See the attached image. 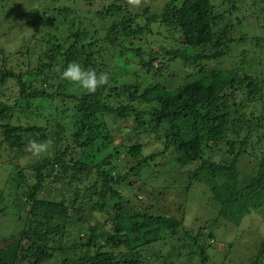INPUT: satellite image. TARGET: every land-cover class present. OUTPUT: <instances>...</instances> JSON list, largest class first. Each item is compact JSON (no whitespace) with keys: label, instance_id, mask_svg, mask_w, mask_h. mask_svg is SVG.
<instances>
[{"label":"trees","instance_id":"trees-1","mask_svg":"<svg viewBox=\"0 0 264 264\" xmlns=\"http://www.w3.org/2000/svg\"><path fill=\"white\" fill-rule=\"evenodd\" d=\"M6 1L0 0V5ZM131 1L84 0V9L43 7L38 17L23 15L30 19L28 29L34 33L38 21L49 26L43 27L38 40L34 37V47L5 50L0 44L1 143L22 158L33 155L27 149L29 141L50 142L48 152L32 158V178L26 177L23 183L25 174L20 169L19 178H11L9 188L0 187V236L13 243L0 246V264H159L163 250L154 249L166 241L189 245L191 253L202 257L201 264H209L207 247L211 243L203 241L206 226L195 233L184 225V218L154 214L133 202L138 198L134 180L162 173L158 157L174 148L180 153L176 160L180 165L172 168L180 166L187 174L183 170L171 173L167 181L172 184L158 186L157 192L171 190L186 175L190 184H202L217 205L211 225L223 221L240 226L245 216L264 204V151L258 150L264 144V78L233 67L200 70L203 74L198 77L191 72L185 79L170 75L165 83L156 80L164 76L170 63V68L182 61L195 69L224 58L226 49L236 42L235 29L251 22L238 12L259 7L257 12L264 13V0H223L222 9L216 0H167L160 12H153L144 0ZM162 27L181 32L183 47L167 49L165 61L152 51L148 61L140 42L147 33L155 34ZM36 51L37 66L33 68L31 58ZM18 55L19 60L8 68V59L14 61ZM136 57L141 60L137 62ZM155 59L159 60L157 66L152 65ZM72 62L106 76V82L95 92L77 84L68 94L65 90L70 81L62 80V90L50 93L54 81L61 78L59 72ZM134 67L148 75L145 85L138 78L123 83ZM13 80L22 95L15 105L4 98V88ZM56 98L60 100L53 108ZM37 99L55 109V119L46 120L52 123V130L49 124L14 122L16 109L26 113ZM71 105L75 106L74 115H69ZM249 107L260 108V114L256 116L255 109L247 113ZM39 116H44L43 110ZM69 118L73 130L67 135ZM109 119L128 122L127 137L148 136L162 144V150L146 154V143H115ZM28 133L32 135L26 137ZM224 144L235 154L230 162H218L210 154L221 152ZM123 148H128L130 155L126 163H134L124 173ZM83 153L89 155L88 160L77 159ZM245 154L258 159L251 173L240 169ZM152 180L145 189L140 187L146 194L156 187ZM49 188L61 189V193L49 197ZM145 251L150 254L146 256ZM181 254L179 251L174 258ZM263 255L264 241L250 264H260ZM166 257L165 264H175Z\"/></svg>","mask_w":264,"mask_h":264},{"label":"rangeland","instance_id":"rangeland-1","mask_svg":"<svg viewBox=\"0 0 264 264\" xmlns=\"http://www.w3.org/2000/svg\"><path fill=\"white\" fill-rule=\"evenodd\" d=\"M131 1V0H129ZM167 0H144V5H151L153 12H160V10L164 7ZM217 5L219 8L222 9L224 5L223 0H216ZM84 0H7L6 2H1L0 5V44L5 48V50H16L18 48L23 47L26 50L28 47H34L36 43V39L41 36V30L43 29L46 23H41L38 21L37 26H34L35 33L28 29L29 24L28 21L32 17H38V11L41 8H47L48 6L52 7H59V6H79V9H84ZM132 3V1H131ZM156 5H155V4ZM248 7L252 6V1H249ZM138 8H141L142 5H138ZM143 8V7H142ZM158 8V9H157ZM256 11L252 9H248L245 7L243 11H240L241 16H246L250 23H245L244 26L237 27L234 32V38L236 42H233L227 49L226 55L219 61H208L202 64L200 68H192L194 66H189V64L184 65L182 61L177 63V66L174 68H170L172 63L164 68V76L156 77V80L165 83L168 80V77L171 75L172 77L178 79L184 78L185 75L188 73L193 72L194 75L197 77L200 76V70H211L214 68L224 69V68H239L242 73H255L258 74L260 77L264 78V13H259L257 11L260 10L259 7H255ZM257 12V13H255ZM253 13V15H252ZM30 17V19H26L23 15ZM38 19V18H36ZM54 22V24H56ZM49 27V26H48ZM33 28V29H34ZM157 32L155 34L147 33L146 36L143 38L140 45H142L144 49V54L147 56L146 60L150 61L149 55L152 51H156L160 54V59L165 61L168 58V55L165 53L167 49L172 48H179L183 47L182 42V33L178 31L169 30L167 27H162L156 29ZM244 35L246 38H243ZM23 36H26L25 38ZM36 37V39H34ZM260 37V41L257 38ZM240 39L241 42H237ZM38 40V39H37ZM259 42L257 45L256 43ZM40 51V48H38ZM32 56V67L37 66V52ZM9 54V53H8ZM21 54V53H20ZM8 56V55H7ZM20 55L12 59H8L7 67L12 68V64H14L15 60H19ZM13 56H10V58ZM26 57V54H25ZM24 58V56H23ZM137 62L141 60V58L136 57ZM243 61V62H242ZM159 64V60L155 59L152 61L153 66H157ZM3 66V59L2 55L0 54V68ZM18 66V64H17ZM178 68V69H177ZM177 72V73H176ZM179 72V73H178ZM61 76V73L59 72ZM130 76H127L123 83L134 81L136 78L140 79L141 81L148 79V75H145V72L138 70L137 67L132 68L131 72H129ZM180 75V76H179ZM175 79V80H176ZM63 79L62 77L54 81V86L49 89V92L52 94H56L61 91V84ZM151 82V78L149 80ZM179 80H177L178 83ZM186 81H189L186 80ZM179 84L172 87H177ZM144 85L147 83L146 81L142 82ZM45 87L49 88V84L46 86L47 83H44ZM38 84L35 87H39ZM77 84L75 82H70V85L67 86L68 89L65 91L69 94L75 91ZM19 85L17 81L13 80L7 84L6 88H4V98L11 105H15L17 100L22 98V95L19 92ZM32 91V90H31ZM241 97V96H240ZM241 98H238L240 100ZM59 98L55 100L56 103L59 101ZM47 104V103H46ZM43 100L37 99L33 101V107L30 108L26 113H22L21 111L16 109V117L14 122L17 124H32V125H48L46 123L47 118L55 119V109L47 108ZM76 104V102H75ZM72 108L69 109V115H74L76 113L75 106L71 105ZM45 107L47 108L45 110ZM260 107V106H259ZM62 108V107H61ZM256 108V107H255ZM254 107H249L247 109V113H250L255 109ZM261 108V107H260ZM260 108L255 109V115L258 116L260 114ZM43 110L44 116H39V112ZM19 111V112H18ZM68 124H67V122ZM64 121L68 127H70L66 134L70 135L72 133L70 118ZM128 122L121 121L120 119L113 120L109 119L108 125L111 131L116 134V142L121 143L124 142L127 145L133 144L135 142L146 143L145 153H157L162 150V144L155 141V139H149L148 136L142 137H127L126 133H130L129 129H127L126 125ZM52 123L49 124L50 130ZM32 133H28L25 136L30 137ZM118 135V136H117ZM2 136L0 132V187L9 188L11 178H19L18 172L20 169L24 170L25 177L21 178V181L32 178L34 172L30 168V162H32V158L36 157L34 155H29L26 157H19L17 156L16 152L10 150L6 145L1 143ZM28 149V148H27ZM230 147L224 144L222 151L214 150L210 152L213 156L214 160L218 162L228 161L230 162L234 155L229 151ZM55 149H53L54 151ZM124 155L122 157V161L125 163L122 166L123 173L129 169V166H132V163H126V160L129 159L130 155L128 153V148H123ZM259 153L264 151V144L258 146ZM52 153H55V151ZM238 151V149H236ZM28 152V150H27ZM50 155H54V154ZM178 150L171 149L167 152L164 156L158 157L157 163L163 165L164 168L160 169L162 173H153L156 181V187L154 189L147 190L148 194L143 192L140 187H144L147 185V182H150L152 179L150 178H136L134 180V185L136 186L133 189H137L138 198L137 200L134 199L133 202L139 203V205H143V207H147L150 211L154 214L157 213H168L170 215H174L177 218H184V225L187 226L190 230H193L195 233L198 232L200 227L206 226V234L203 238V241L206 244H210V247H207L208 255L210 256L209 264H250L257 258V254L259 249L262 246V242L264 241V204L258 210L253 211L251 214L245 216L242 220L240 226H236L234 224H230L227 222L219 221L218 224L215 225L210 222V219L216 216L217 212V205L213 201V195L200 183H191L188 180L187 175L182 176L179 179V184H174L171 190L160 189L162 193L157 192L158 186H162L165 184H172L169 180L172 176L171 173H179L182 172V167L172 168L173 165H180L176 162L177 158L179 157ZM31 156V157H30ZM89 155L87 153L80 154L78 156V160H88ZM256 157V158H255ZM251 157L250 155L245 154L240 161V169L243 172L251 173L252 170L256 167L257 164V156ZM31 158V159H30ZM30 159V160H29ZM118 160H116L117 162ZM20 165L18 169L15 171V167ZM181 170V171H180ZM184 171V170H183ZM183 174H187L186 169ZM153 181V180H152ZM152 181L150 183H152ZM190 185V186H189ZM151 186V184H150ZM62 187V186H61ZM178 188V189H177ZM57 190V191H55ZM164 191V192H163ZM51 192L53 194H51ZM58 192L61 193V189H48V193L46 194L49 197H54V193ZM183 193L181 197L178 198L179 194ZM60 196V195H59ZM175 200V201H174ZM166 201V203H165ZM169 202V203H168ZM176 202V203H175ZM164 203L166 205H164ZM175 203V204H174ZM182 203L181 206L179 204ZM180 208V209H179ZM146 209V208H145ZM90 214V208L86 209V213ZM102 220V219H101ZM103 219L102 221H104ZM92 223H95L94 220H91ZM15 228V223H14ZM20 226V225H18ZM20 228V227H19ZM18 228V230H19ZM18 230H15L18 231ZM82 232H86L84 228H81ZM1 232V231H0ZM81 235V234H80ZM76 236V235H75ZM66 239L65 241H68ZM74 240L70 239L68 242H72ZM130 241V239H129ZM12 240L8 237L0 236V246L7 247L8 245H12ZM70 244V243H69ZM154 249L153 246L149 247ZM151 249V250H152ZM162 249L163 251L162 256L167 258H171L175 262V264H201L202 257L197 253H191L189 250V245H183L178 242H163V244H157L154 250ZM153 251V250H152ZM182 253L181 256L177 259L174 257L179 253ZM146 256L150 254L146 253ZM156 257V256H155ZM164 257H156L160 259L159 264H165ZM227 257V258H226ZM170 260V259H169ZM57 261V260H56ZM164 261V262H163ZM47 264H56L55 261L47 262ZM260 264H264V255L262 257V261Z\"/></svg>","mask_w":264,"mask_h":264},{"label":"clouds","instance_id":"clouds-1","mask_svg":"<svg viewBox=\"0 0 264 264\" xmlns=\"http://www.w3.org/2000/svg\"><path fill=\"white\" fill-rule=\"evenodd\" d=\"M61 77L70 82H75L79 87L95 92L99 85L106 82V76H99L94 69L84 68L77 62H72L67 65L61 72ZM50 149V142L29 141L28 150L34 156H40Z\"/></svg>","mask_w":264,"mask_h":264}]
</instances>
